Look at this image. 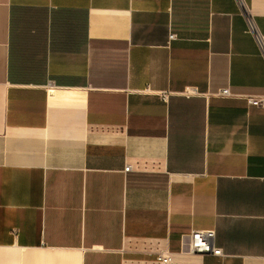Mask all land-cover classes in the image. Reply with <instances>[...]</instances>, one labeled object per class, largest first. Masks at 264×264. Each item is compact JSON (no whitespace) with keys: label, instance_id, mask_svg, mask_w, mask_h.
<instances>
[{"label":"crops","instance_id":"0c3cea01","mask_svg":"<svg viewBox=\"0 0 264 264\" xmlns=\"http://www.w3.org/2000/svg\"><path fill=\"white\" fill-rule=\"evenodd\" d=\"M242 2L264 44V0ZM241 9L0 0V264H264V103L245 98L264 56ZM192 229L222 255L188 252Z\"/></svg>","mask_w":264,"mask_h":264},{"label":"built area","instance_id":"2783aa9c","mask_svg":"<svg viewBox=\"0 0 264 264\" xmlns=\"http://www.w3.org/2000/svg\"><path fill=\"white\" fill-rule=\"evenodd\" d=\"M242 8V12L245 14L246 19V29L249 33H251L260 50L264 56V44H263V36L259 33L254 19L252 15L249 13L247 6L242 2V0H237ZM169 37L172 39L175 37L174 33H170ZM195 89H190L189 93H195ZM218 95L221 96H230L232 95L228 88H223L217 92ZM247 102L254 106H262L264 103V95H247L245 96ZM130 166L125 165L124 170H129ZM215 232L213 229H192L186 236V250L191 253H210L213 255H222L221 249L214 245L213 238ZM157 259L161 262H168L172 259V256L167 252H158Z\"/></svg>","mask_w":264,"mask_h":264}]
</instances>
